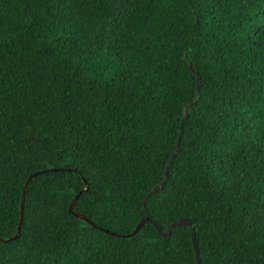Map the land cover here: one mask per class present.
I'll return each instance as SVG.
<instances>
[{"label": "trees", "instance_id": "16d2710c", "mask_svg": "<svg viewBox=\"0 0 264 264\" xmlns=\"http://www.w3.org/2000/svg\"><path fill=\"white\" fill-rule=\"evenodd\" d=\"M184 103L144 208L200 264H264V0H0V238L69 169L0 264H195L186 225L99 230L144 217Z\"/></svg>", "mask_w": 264, "mask_h": 264}, {"label": "water", "instance_id": "95a60500", "mask_svg": "<svg viewBox=\"0 0 264 264\" xmlns=\"http://www.w3.org/2000/svg\"><path fill=\"white\" fill-rule=\"evenodd\" d=\"M186 69L188 71H190L192 73V75L194 76L195 78V81H196V85H195V92L197 93L198 92V84H199V77H198V74L192 70L190 64L188 63L186 65ZM197 98L195 97L192 101L188 102V104H192L195 102ZM185 107H186V103L183 104V108H182V114H181V118H180V122H179V126H178V129H177V135H176V140H175V144H174V147L169 155V158H168V161L167 163L165 164L164 166V169H163V179L162 181H160L159 183L155 184L142 198L141 200V206L143 208V212H144V217H142L134 226V228L132 229V231H130L129 233H117V232H114V231H110L108 229H104V228H99L100 231H102L103 233L107 234V235H111V236H114V237H125V238H128V237H131L133 236L136 231L145 223V222H149L155 229L156 231L159 233V235H161L162 237H167L169 236L170 234V229L174 226H181V225H186L189 227V236H190V242H191V247L193 249V254H194V259H195V264H200V259H199V255H198V249H197V245H196V240H195V234H194V230L193 228L191 227V221L189 219H186V218H178L174 221H172L165 229H160V227L157 225V223L150 217L148 211L144 208V203H145V200L148 198L149 195H151L152 193H154L155 191H157L158 189H160L166 178H167V171L169 169V166L175 156V154L177 153L178 151V145H179V138H180V134H181V130H182V122L184 120V117H185ZM69 169H64V168H48V169H45L43 171H39V172H63V171H68ZM39 172H34L32 174H30L24 184H23V187H22V191H21V198H20V205H19V218H18V223H17V226H16V230H15V234L13 236H11L10 238L8 239H2L0 238V241H4V242H7V241H10V240H14L15 238H17L18 234H19V228H20V223H21V217H22V207H23V201H24V197H25V192H26V188L28 186V183L30 181V179L32 177H34L37 173ZM87 190V183L84 182V188L80 191H78L74 196L73 198L71 199L68 207H67V212L72 214L75 218L81 220V221H84L86 222L90 227L92 228H96L97 226L95 224H93L88 218H86L85 216H83L82 214L80 213H77L75 211L72 210V207L78 197V195L82 192V191H86Z\"/></svg>", "mask_w": 264, "mask_h": 264}]
</instances>
